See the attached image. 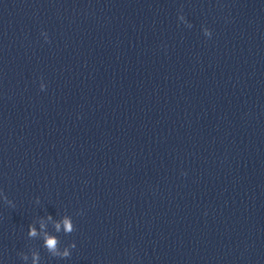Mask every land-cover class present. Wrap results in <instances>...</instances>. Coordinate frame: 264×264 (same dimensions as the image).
Segmentation results:
<instances>
[{
	"label": "clouds",
	"instance_id": "9594fccd",
	"mask_svg": "<svg viewBox=\"0 0 264 264\" xmlns=\"http://www.w3.org/2000/svg\"><path fill=\"white\" fill-rule=\"evenodd\" d=\"M64 225H65V230L66 231L70 232L72 230L71 224H70V222L67 219L64 220ZM56 227H57V230H59V225H57ZM29 234L31 236H35L36 235L35 229L32 228L30 230V233ZM46 247H47L48 251L50 253H52L53 256H63V257H67L69 255V253H68L67 250H65L63 253H59L57 251V241L55 239H53V238H48L47 239V241H46ZM25 259H26V257H25Z\"/></svg>",
	"mask_w": 264,
	"mask_h": 264
}]
</instances>
